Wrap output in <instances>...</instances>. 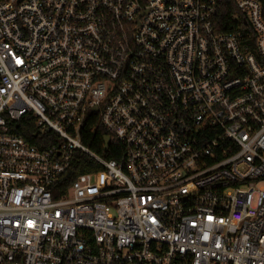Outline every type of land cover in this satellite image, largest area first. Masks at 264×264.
<instances>
[{"label":"built area","instance_id":"2783aa9c","mask_svg":"<svg viewBox=\"0 0 264 264\" xmlns=\"http://www.w3.org/2000/svg\"><path fill=\"white\" fill-rule=\"evenodd\" d=\"M222 2L0 1V264H264L263 3Z\"/></svg>","mask_w":264,"mask_h":264},{"label":"trees","instance_id":"16d2710c","mask_svg":"<svg viewBox=\"0 0 264 264\" xmlns=\"http://www.w3.org/2000/svg\"><path fill=\"white\" fill-rule=\"evenodd\" d=\"M1 1V0H0ZM263 3V12H264V0H261ZM237 7L235 5V0H223L217 16L215 18L216 23L219 26V29L222 30L225 28L229 16L233 13H237ZM94 120L88 121L83 130V138L86 143H88L91 148L98 151L106 158H119L122 152V146L120 144H111L107 151H104V137L106 135H111V132L105 129L103 126L99 125L95 132L89 131V127L94 124ZM15 131L25 137V139L34 145L41 147H46L50 144L48 138L54 137L53 133H48L46 135H40L36 133L35 127L31 122L24 124V120L19 124ZM103 169L101 165L95 164L91 161L89 156L83 153L80 150H75L72 156L70 167L65 174V177L68 181L72 180L77 174L97 171Z\"/></svg>","mask_w":264,"mask_h":264},{"label":"water","instance_id":"95a60500","mask_svg":"<svg viewBox=\"0 0 264 264\" xmlns=\"http://www.w3.org/2000/svg\"><path fill=\"white\" fill-rule=\"evenodd\" d=\"M104 143H105L104 148L107 149V147H108L109 144H110V136H109V135H106V136L104 137Z\"/></svg>","mask_w":264,"mask_h":264}]
</instances>
